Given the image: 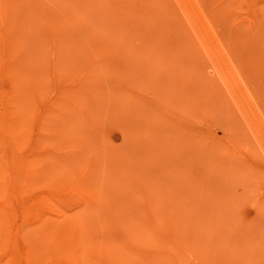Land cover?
<instances>
[{"label": "rangeland", "instance_id": "rangeland-1", "mask_svg": "<svg viewBox=\"0 0 264 264\" xmlns=\"http://www.w3.org/2000/svg\"><path fill=\"white\" fill-rule=\"evenodd\" d=\"M0 254L264 264V0H0Z\"/></svg>", "mask_w": 264, "mask_h": 264}, {"label": "bare ground", "instance_id": "bare-ground-1", "mask_svg": "<svg viewBox=\"0 0 264 264\" xmlns=\"http://www.w3.org/2000/svg\"><path fill=\"white\" fill-rule=\"evenodd\" d=\"M181 6H182V4H181ZM182 10L184 11V14H185V16L187 18H191L192 14L190 12H188L186 7L182 6ZM42 51H44V50H42ZM226 69H228V68H227V66L225 64H223V65L220 64L219 67L217 68V72H218L221 80L225 83L227 88L230 90L231 94L234 96V98L241 99L242 96H241L240 91L238 90V81L232 80L231 79V74H228L226 72ZM73 110H75V112L78 113L81 110V108L78 105H74L73 106ZM254 131L257 132L256 129H254ZM69 132L71 133V131H69ZM258 137H260V136L258 135ZM62 144L74 148L73 152H75V153H78V152L81 153L82 152V147L85 149V145L84 144L83 145L79 144V142H77L75 140L74 136L69 137L68 139L64 140L62 142ZM71 156L73 157V155H71ZM75 157H77V155H74V158ZM0 258H1V254H0Z\"/></svg>", "mask_w": 264, "mask_h": 264}]
</instances>
